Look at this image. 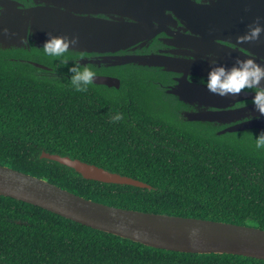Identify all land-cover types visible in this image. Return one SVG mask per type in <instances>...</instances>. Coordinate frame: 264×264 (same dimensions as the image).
<instances>
[{"label": "trees", "instance_id": "obj_1", "mask_svg": "<svg viewBox=\"0 0 264 264\" xmlns=\"http://www.w3.org/2000/svg\"><path fill=\"white\" fill-rule=\"evenodd\" d=\"M0 51V164L106 205L264 229V150L255 136H215L182 122L127 68L121 91L42 76ZM134 86H130V81ZM139 83V89L135 84ZM117 113L121 119L112 117ZM70 156L150 185L84 179L41 153ZM0 264H264L230 254L166 251L132 242L0 196Z\"/></svg>", "mask_w": 264, "mask_h": 264}, {"label": "water", "instance_id": "obj_2", "mask_svg": "<svg viewBox=\"0 0 264 264\" xmlns=\"http://www.w3.org/2000/svg\"><path fill=\"white\" fill-rule=\"evenodd\" d=\"M258 18L264 24V0H0V51L64 59L76 54L81 64L91 67L103 64L107 68L179 74L178 85L166 93L201 110L183 112L181 104H176L178 120L206 130H213L208 124L214 122L229 123L232 126L223 133L256 136L264 130V117L258 118L254 107L226 110L246 98L243 92L221 97L208 92L201 82L188 79L206 77L209 63L204 59L209 53L219 55L217 61L226 67L233 65L235 57L255 58L257 63L264 60V32L256 41L238 44L236 39ZM49 35L75 36L78 43L63 56L48 55L42 46ZM160 35L169 39L167 46L172 49L166 47L156 54L148 51ZM22 39L29 44H22ZM136 47L143 53L133 54ZM24 62L48 69L33 61ZM49 76L62 78L56 73ZM93 83L120 88L117 79L94 78ZM40 158L69 167L86 180L151 188L143 181L70 156L43 151ZM0 196L156 249L264 261V229L259 227L114 207L2 164Z\"/></svg>", "mask_w": 264, "mask_h": 264}, {"label": "clouds", "instance_id": "obj_3", "mask_svg": "<svg viewBox=\"0 0 264 264\" xmlns=\"http://www.w3.org/2000/svg\"><path fill=\"white\" fill-rule=\"evenodd\" d=\"M264 32V24L259 22V18L253 24L248 26V31L238 36L237 43L243 44L256 41ZM22 44H29L26 39L21 40ZM78 43V38L72 36H52L43 44V50L46 54L52 56H63L71 47ZM81 60H75L69 66L67 71L70 74L68 79L71 86L77 92H86L88 86L93 83L96 76L94 68L89 64H81ZM209 70L205 78L201 79L202 85L208 92L225 97L239 95L243 90H252V105L254 110L259 113V117H264V60L257 63L255 58L240 59L237 57L231 67L220 64L215 59L213 53H209L207 57ZM55 71V70H54ZM113 120H120L121 114L117 113L112 117ZM256 150H264V130H261L254 138Z\"/></svg>", "mask_w": 264, "mask_h": 264}, {"label": "flooded vegetation", "instance_id": "obj_4", "mask_svg": "<svg viewBox=\"0 0 264 264\" xmlns=\"http://www.w3.org/2000/svg\"><path fill=\"white\" fill-rule=\"evenodd\" d=\"M204 0H198V2L203 3ZM177 24H179V22H177ZM171 28H173V30H176V27L172 26ZM169 41V39H168ZM166 40V37H163L162 35L158 36L157 39L149 46V48H147L148 51L153 52V53H163L164 51H166V47L167 44L169 45V42ZM233 48H235L233 45H231ZM168 49H172L169 48ZM169 51V50H167ZM133 54L135 55H139L142 54V50L138 47L134 48V50L132 51ZM245 53H247L250 57H253V54L251 52L245 51ZM214 57L215 59L219 60L220 56L216 55L215 53ZM79 57V55H72L71 57L64 59V58H56L53 60H45V61H33L36 63H39L41 65H44L46 67H48V69H43V68H37V72L42 75V76H49V74L51 73H56V74H61L62 76H66L67 78L69 77V73L67 71V64L70 66L72 64L71 61L73 60H77ZM97 56H92V59H95ZM237 57L232 59V63L234 64L235 59ZM240 59H242V57H239ZM247 58V57H246ZM26 61H32V60H26ZM204 61H207V59H204ZM94 71L96 72V76L95 78L97 79V81H102L103 79L107 78V79H113V80H120V88H116L115 86L113 87H108L105 84H95L93 83V85L100 87L103 90H108L110 92H113L115 90L117 91H121L123 89L125 80L128 78V75H126L128 69L123 67L120 69H116V68H107L104 67L103 64L101 65H97L94 66ZM55 70V71H54ZM149 71V70H148ZM136 79V81H138L139 79H143V82L145 84H143L144 86H148L149 88H151L155 94L157 95L158 100L160 101V103H165L166 107H169V109L171 110H175L176 108V104H181V108L183 112H187L190 110H201V108L199 107H195V106H191L185 102H180L179 99L169 93H166V91L171 90L173 87H175L176 85H178V80L181 78V76L179 74H174V73H167V72H160V71H149L148 74L144 75V76H137L134 77ZM99 79V80H98ZM201 77L199 76H189V81H197V82H201ZM133 79L132 81H130V86H134ZM139 82V81H138ZM136 82L135 87L136 89H139V83ZM244 93V96L246 97L243 100H239L238 102H236L232 107L230 106L229 108H227L226 110H236L238 108H243V109H249V108H253L254 106L252 105V99H253V93L252 90H243L242 91ZM203 109V108H202ZM216 111V110H215ZM211 128H213V130H210L212 132V134H214L215 136H225V135H229V134H235V133H223V130H226L227 128L231 127L232 125L229 123H220V122H214V124L212 123L211 125L208 124Z\"/></svg>", "mask_w": 264, "mask_h": 264}, {"label": "rangeland", "instance_id": "obj_5", "mask_svg": "<svg viewBox=\"0 0 264 264\" xmlns=\"http://www.w3.org/2000/svg\"><path fill=\"white\" fill-rule=\"evenodd\" d=\"M252 227H255V226H252Z\"/></svg>", "mask_w": 264, "mask_h": 264}]
</instances>
